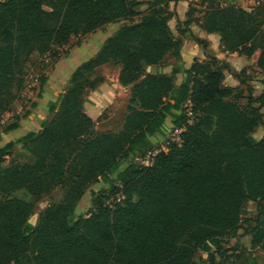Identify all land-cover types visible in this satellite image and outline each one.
Instances as JSON below:
<instances>
[{"label": "trees", "instance_id": "16d2710c", "mask_svg": "<svg viewBox=\"0 0 264 264\" xmlns=\"http://www.w3.org/2000/svg\"><path fill=\"white\" fill-rule=\"evenodd\" d=\"M177 1H0V116L12 113L27 89L25 76L34 54L53 63L72 40L111 23L133 21L137 8L148 6L139 22L122 27L73 72L40 133L16 142L34 158L32 164L2 166L15 143L0 147V264H222L223 244L239 230L241 238L250 237L243 253L262 241L264 139L253 133L264 124V93L254 99L250 91L245 96L226 86L227 66L215 58L195 60L179 87L175 69L171 76L145 74L169 53L180 59L182 41L168 27L173 16L169 3ZM207 1L200 27L218 34L230 53L251 56L259 50L257 67L264 72L261 8L249 12ZM187 16L186 26L192 22L190 11ZM108 63L120 65L119 83L131 86V95L121 130L96 133L83 104L88 91L103 82L90 77ZM244 74L236 76L241 84ZM37 81L39 97L46 78ZM167 118L179 131V141L156 150L150 138ZM16 128L12 123L3 132ZM154 151L149 165L122 168L136 154ZM112 175L118 182L114 194L122 200L113 206L94 200L87 216L80 217L86 193L93 197V186L110 182ZM58 187L62 200L45 209L32 228L29 218L36 204ZM20 190L31 200L11 197ZM250 202L256 215L243 218ZM199 252L207 258L197 257Z\"/></svg>", "mask_w": 264, "mask_h": 264}, {"label": "crops", "instance_id": "0c3cea01", "mask_svg": "<svg viewBox=\"0 0 264 264\" xmlns=\"http://www.w3.org/2000/svg\"><path fill=\"white\" fill-rule=\"evenodd\" d=\"M141 1L143 0H137V2ZM191 1L194 0H179L169 3V11L173 16L168 21V27L172 35L176 39H181L182 41L179 52L180 59H175L172 54L169 53L161 63L147 67L145 69V74L171 76L175 69L177 70V74L174 76V83L175 87H179L184 79V70L189 69L195 60L204 62L211 58H215L227 66V69L223 71L224 84L226 86L243 90L245 96H247L249 93L248 91H250L254 99L261 96L264 93V72H261L257 67L260 51H255L251 56L225 51L222 48L220 36L218 34L207 33L200 27L203 14L200 16L196 15V21L192 20V22L186 26L185 22L188 20L187 14ZM239 3L246 4V1L223 0L221 5L239 6ZM251 7L252 5L250 3L247 7L243 6L241 8L250 12L253 9ZM147 8L148 6L146 4L140 5L137 8L139 15L134 18L133 21L122 20L111 23L105 25L102 29H98L94 33L80 37L79 44L68 47L67 53L53 62L50 72L47 73L46 82L43 85L41 95L39 97L35 95L32 99V92L29 94L24 93L27 97L26 101L21 102L22 106H18L17 110L7 114L6 119L8 122L6 126L0 129V147H3L9 142L15 143L12 154L8 156V158L11 157L12 160H14L15 156L23 158V161H17V163L21 165L27 163L32 164L34 162V158L27 154L22 149V146L16 144V142L29 133H40L43 125L53 117V114L50 113V107L53 105L58 108L61 97L70 84L73 72L80 65L94 58L105 45L106 41L115 36L122 27L139 22L141 17L147 12ZM179 31H181L183 35H180ZM199 42H203V44ZM120 69V65L108 63L99 66L94 71L95 77L102 78L103 82L96 89L88 91L83 104V111L92 120L96 133L118 132L123 126L124 118L127 114L129 89L131 86L124 87L119 83ZM242 71H245V74L241 76L243 84H241L236 77ZM32 103L35 104L33 107ZM106 110H109L110 113L107 117H104L103 114ZM24 112H28V114L23 116ZM261 112L264 113V108ZM171 121V118H167L163 129L150 138L153 146L154 140L163 138L164 135H167L168 127L172 131L177 132L172 129ZM4 123V121H0V125H4ZM12 123H16L17 128L13 131L3 132V130ZM22 130H25V133H21L18 138L8 139L9 134ZM253 137L257 140L264 139V124L255 129ZM249 205L252 206L254 214L256 215V205L252 202H250ZM242 234L243 230L242 233L239 234L240 236L237 234V237L233 238L236 239L234 242L226 246L225 255L227 254L230 256H225L224 261H226L227 258H232L233 260L230 259L231 264H264V238L255 249L248 248L247 251L243 253L241 252L243 242L240 241ZM235 245L239 246V248L234 247ZM238 254H240V259L236 260L235 257ZM216 258L217 260L219 259L218 257ZM203 259L206 258L203 257Z\"/></svg>", "mask_w": 264, "mask_h": 264}, {"label": "rangeland", "instance_id": "374dc122", "mask_svg": "<svg viewBox=\"0 0 264 264\" xmlns=\"http://www.w3.org/2000/svg\"><path fill=\"white\" fill-rule=\"evenodd\" d=\"M137 1V0H136ZM154 0H151V2H153ZM219 1V2H218ZM246 4H242L239 3V7H247L248 4L251 3L252 7L251 8H256L259 7L261 8V13L259 15V18H264V0H245ZM221 2H223V0H217L216 3L221 4ZM249 2V3H248ZM254 4V5H253ZM256 6V7H255ZM209 7V2L206 0L205 2H201L200 0L197 1H191L190 5H189V11L191 12V20H194L193 18H196L197 16L202 15L205 11L206 8ZM80 42V38L79 39H74L71 42V46L73 47L74 45H77V42ZM264 42L261 43L262 46H264L263 44ZM68 51V49L65 48V54ZM64 52V51H63ZM63 54V56L65 55ZM62 57V56H61ZM53 63L49 60V57H39L38 55L34 54L29 62V65L27 66V71H26V76H25V84H27V88H34V90L32 89H25L21 94H20V98L19 100L14 103L13 105V111L18 109V106H22L21 102H25L26 101V95H24V93L29 94L30 92L33 93V96H31V98L33 99V97L36 95L37 97V93L39 91V87L35 85L36 83V79H41V78H47V73L50 72L51 68H52ZM253 75V74H251ZM95 75L93 74L90 77V80L95 79ZM69 87V86H68ZM131 88L129 89V98L131 95ZM31 99V100H32ZM30 101V100H29ZM241 104H246V100L243 99L241 100ZM110 113L109 110H106L105 113L103 114L104 117H107L108 114ZM9 114V113H8ZM7 114H3L0 116V121H4V125H0V129H2L4 126H6L8 120L6 119ZM21 133H25V130H22L20 132H14L9 134L8 139H15L18 138L19 135ZM178 134L179 132H174L172 131L169 127H168V132L167 135H164L163 138H157L156 140L153 141L154 143V148L156 150H165L167 144L172 143V142H178L179 138H178ZM18 152V151H17ZM152 153V152H150ZM23 158L21 157H14V160H12V158H5L4 163L2 164V166H7L8 164H13V163H17V161H23ZM146 161H149V154H141L138 153L135 155V157L133 159L129 158L126 162L122 163V168L126 167L128 164L130 163H134L137 166H142L145 165ZM115 175L110 176V182H103L100 181L97 184H95L93 186V190H94V196L92 197L91 194L89 192L86 193V202L85 204L82 205L80 212H79V216H87V211L88 209L91 207V204L94 200H102L105 202V204L107 206H113V204L118 203L120 200H122V197L119 194H114V187L117 186L118 182L114 180ZM12 198H18L24 201H30L31 197L30 195L25 191V190H20L17 191L15 193H13L11 195ZM63 197V189L58 187L56 188L50 195L43 197L35 206L34 211L32 213V215L29 218V224L32 228L36 227L38 224V219H39V215L45 210L47 209L50 205L53 204H58L60 203V201L62 200ZM255 217L253 208L251 205L248 204V207L245 211V214L243 216V218H252ZM246 224L243 223V226H245ZM251 226H253V224H250ZM244 228V227H243ZM242 233V230L239 231L238 236H240L239 234ZM243 238V239H242ZM240 238V241H242L243 243L246 242L248 239H250V237H242ZM234 240L236 239H226L225 244H223V250H225L226 246L229 244H231L232 242H234ZM225 256H230V255H225ZM197 257L199 258H207V254L199 252ZM224 257V255H223ZM222 257V259H223ZM230 258V257H229ZM231 260H233L232 258H230ZM230 259H226V261H224L222 264H231V260Z\"/></svg>", "mask_w": 264, "mask_h": 264}, {"label": "built area", "instance_id": "2783aa9c", "mask_svg": "<svg viewBox=\"0 0 264 264\" xmlns=\"http://www.w3.org/2000/svg\"><path fill=\"white\" fill-rule=\"evenodd\" d=\"M35 81H36L35 85L38 86V81H37V79H36ZM38 87H39V86H38ZM27 89H28V90H29V89L34 90V88H27ZM156 153H157V151H154V152H152V153H148V154H149V161H146L145 166H147V165L150 164L152 156H154Z\"/></svg>", "mask_w": 264, "mask_h": 264}]
</instances>
